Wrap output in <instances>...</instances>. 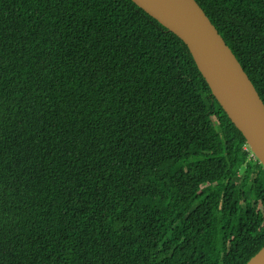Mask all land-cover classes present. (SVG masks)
Wrapping results in <instances>:
<instances>
[{
    "label": "trees",
    "instance_id": "trees-1",
    "mask_svg": "<svg viewBox=\"0 0 264 264\" xmlns=\"http://www.w3.org/2000/svg\"><path fill=\"white\" fill-rule=\"evenodd\" d=\"M264 104V0H195ZM264 168L186 46L130 0H0V264H245Z\"/></svg>",
    "mask_w": 264,
    "mask_h": 264
},
{
    "label": "water",
    "instance_id": "water-1",
    "mask_svg": "<svg viewBox=\"0 0 264 264\" xmlns=\"http://www.w3.org/2000/svg\"><path fill=\"white\" fill-rule=\"evenodd\" d=\"M130 1L186 46L212 96L264 168V104L196 1ZM245 264H264V245Z\"/></svg>",
    "mask_w": 264,
    "mask_h": 264
}]
</instances>
